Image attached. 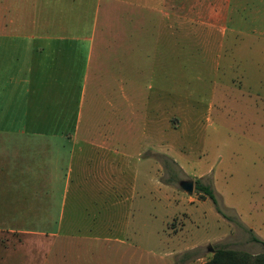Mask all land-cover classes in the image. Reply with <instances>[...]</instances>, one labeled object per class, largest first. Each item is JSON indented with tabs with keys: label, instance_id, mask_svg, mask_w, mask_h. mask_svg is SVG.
<instances>
[{
	"label": "crops",
	"instance_id": "obj_1",
	"mask_svg": "<svg viewBox=\"0 0 264 264\" xmlns=\"http://www.w3.org/2000/svg\"><path fill=\"white\" fill-rule=\"evenodd\" d=\"M231 1L0 0V197L17 194L10 203L21 204L23 210L37 207L40 219L55 210V225L87 226L90 244L87 250L9 254H32L38 264H74L66 263L74 259L121 264L114 263V256L143 252L133 243L142 240L135 221L143 192L132 165L127 169L126 164L136 150L127 152V139L121 137L127 129V107L133 112L132 107L144 105L152 113L151 119L147 112L140 116L145 141L151 140L148 145L154 137L147 131L158 129L159 123L173 130L184 124L183 117L176 118L174 103L161 94L160 81L150 86L155 92L143 95V61L151 63L152 70L158 61H175L176 46L185 49L181 38L191 41V34H198L197 47L205 60L220 61L222 35L228 28L234 32L222 25L232 11ZM211 33L218 36L208 37ZM86 98L90 116L82 125ZM95 110L105 113L109 130L101 140L91 134L100 120L93 116ZM166 152L172 157L171 148ZM61 153L72 165L67 175L63 170L64 187L53 188L62 180L57 175ZM172 158L187 175L181 157ZM209 169L192 177L204 178ZM128 170L134 173L131 181ZM15 217L27 218L21 213ZM166 230L162 232L168 236L171 231ZM65 237L82 240L73 234Z\"/></svg>",
	"mask_w": 264,
	"mask_h": 264
},
{
	"label": "rangeland",
	"instance_id": "obj_2",
	"mask_svg": "<svg viewBox=\"0 0 264 264\" xmlns=\"http://www.w3.org/2000/svg\"><path fill=\"white\" fill-rule=\"evenodd\" d=\"M231 2L232 11L222 25L234 32L228 28L222 35L220 61L205 60L202 49L197 47L198 34H191V41L181 38L186 41L185 49L176 46L175 61H158L153 70L151 63L143 61V95L155 92L150 86H157L160 81L161 94L174 103L176 118L183 117L184 124L173 130L159 123L158 129L147 131L154 137L153 145H148L151 140L145 141L146 130L140 128V116L147 112L146 118L151 119L152 113L144 105L132 107L133 112L127 107V129L121 131V137L127 139V152L136 150L132 161L126 164L127 169L132 165L138 188L143 192L137 200L142 205L140 217L135 221L137 237L142 240L133 241L143 252L137 250L134 256L127 251L122 258L114 256V263L200 264L219 247L251 254L264 252V246L252 241L245 229H252L264 240V0ZM215 36L218 35H208ZM151 75L160 78L156 81ZM100 102L103 104V99ZM83 103L82 125H87L91 107L87 98ZM99 114L96 110L93 113L100 120L91 134L101 140L109 130L103 121L105 113ZM170 148L172 157L183 160L187 175L166 152ZM22 152L27 153L26 149ZM64 157L61 153L57 158V175L62 180L55 181L53 188H63L67 180L63 170L67 175L72 163ZM208 167L209 174L204 178L192 177ZM133 175L128 170L127 180H133ZM190 178L194 179L191 195L179 186L180 180ZM198 183L215 189L221 213L208 197L201 198L203 193L195 188ZM16 196L0 197V264H38L37 258L29 257L32 254L8 252L88 249L87 226L55 225V210L47 219H40L37 207L23 210L18 208L21 204L10 203ZM18 213L27 218H16ZM129 229L132 233L134 226ZM162 229L171 232L165 236ZM66 234L82 240L69 241ZM186 247L190 248L185 250ZM73 262L83 264L76 259L66 263Z\"/></svg>",
	"mask_w": 264,
	"mask_h": 264
},
{
	"label": "trees",
	"instance_id": "obj_3",
	"mask_svg": "<svg viewBox=\"0 0 264 264\" xmlns=\"http://www.w3.org/2000/svg\"><path fill=\"white\" fill-rule=\"evenodd\" d=\"M203 193L201 198L208 197L214 204L215 210L221 213L217 197L210 185L198 183L195 187ZM250 235V239L264 246V240L257 237L252 229L245 228ZM200 264H264V252L251 254L247 251L236 250L226 247H219L213 252L212 256Z\"/></svg>",
	"mask_w": 264,
	"mask_h": 264
},
{
	"label": "water",
	"instance_id": "obj_4",
	"mask_svg": "<svg viewBox=\"0 0 264 264\" xmlns=\"http://www.w3.org/2000/svg\"><path fill=\"white\" fill-rule=\"evenodd\" d=\"M193 184H194V179L190 178V179H182L179 182V186L180 188L187 194L191 195L193 192ZM209 250L211 251L212 249L209 248Z\"/></svg>",
	"mask_w": 264,
	"mask_h": 264
}]
</instances>
